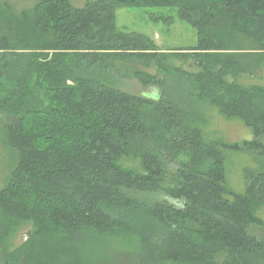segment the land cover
<instances>
[{"label": "trees", "instance_id": "16d2710c", "mask_svg": "<svg viewBox=\"0 0 264 264\" xmlns=\"http://www.w3.org/2000/svg\"><path fill=\"white\" fill-rule=\"evenodd\" d=\"M144 8L175 9L196 45L161 51L117 28L119 9ZM131 59L155 64L132 75L156 98L100 78ZM262 73L264 0L0 2V264H119L91 246L115 241L135 245L120 256L130 264H264L249 230L264 225ZM204 105L251 139L205 141ZM226 150L257 158L242 192L227 184Z\"/></svg>", "mask_w": 264, "mask_h": 264}, {"label": "rangeland", "instance_id": "374dc122", "mask_svg": "<svg viewBox=\"0 0 264 264\" xmlns=\"http://www.w3.org/2000/svg\"><path fill=\"white\" fill-rule=\"evenodd\" d=\"M35 0H0L14 6L15 9L21 10L32 6ZM86 0H71L76 7L83 5ZM117 28L126 33H139L148 36L154 41L157 48L161 51L191 48L196 45L195 29L186 23L176 20V11L173 8H144V9H119L117 11ZM114 69H110L100 78L113 84L121 91L140 95L146 98H156L158 90L152 87H144L133 77L134 72H144L154 75L156 67L154 63L144 65L138 60L115 61ZM264 74V73H262ZM262 81V75L245 78L246 83H258ZM205 124L200 126L203 138L207 142L220 140L227 143H241L251 139L250 131L244 127L238 120H227L212 106H202ZM225 156L226 181L229 188L234 192H242L244 179L243 171L246 168H255L258 166L257 158L250 153H236L232 151H223ZM5 158L0 148V187L6 176ZM8 161H6L7 167ZM178 164L169 165L176 168ZM157 200L172 201L162 195L154 196ZM264 224V209L258 213ZM29 226L25 225L18 229L13 240V247L19 245L25 240V233ZM249 230L257 237L264 238L263 228L257 229L250 227ZM254 232V233H253ZM87 241V238L85 239ZM91 243V242H90ZM91 246L97 248L96 254L103 256L108 253L116 262L126 263L127 258H120L121 253L135 252V245L115 241L113 243L97 242ZM134 246V247H133ZM92 248V247H91ZM121 259V260H120ZM100 261V259L98 258ZM119 263V264H121Z\"/></svg>", "mask_w": 264, "mask_h": 264}, {"label": "water", "instance_id": "95a60500", "mask_svg": "<svg viewBox=\"0 0 264 264\" xmlns=\"http://www.w3.org/2000/svg\"><path fill=\"white\" fill-rule=\"evenodd\" d=\"M29 232L30 231H27L24 235L26 236V238L29 236Z\"/></svg>", "mask_w": 264, "mask_h": 264}, {"label": "flooded vegetation", "instance_id": "af4514ba", "mask_svg": "<svg viewBox=\"0 0 264 264\" xmlns=\"http://www.w3.org/2000/svg\"><path fill=\"white\" fill-rule=\"evenodd\" d=\"M248 141V140H247Z\"/></svg>", "mask_w": 264, "mask_h": 264}]
</instances>
